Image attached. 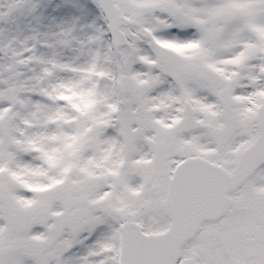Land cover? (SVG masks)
I'll return each mask as SVG.
<instances>
[{
    "label": "snow or ice",
    "instance_id": "6c2138e0",
    "mask_svg": "<svg viewBox=\"0 0 264 264\" xmlns=\"http://www.w3.org/2000/svg\"><path fill=\"white\" fill-rule=\"evenodd\" d=\"M0 264H264V0H0Z\"/></svg>",
    "mask_w": 264,
    "mask_h": 264
}]
</instances>
